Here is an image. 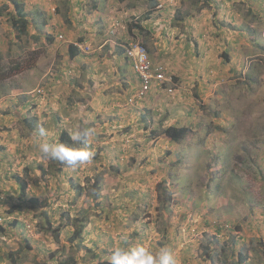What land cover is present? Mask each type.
<instances>
[{
  "label": "rangeland",
  "instance_id": "obj_1",
  "mask_svg": "<svg viewBox=\"0 0 264 264\" xmlns=\"http://www.w3.org/2000/svg\"><path fill=\"white\" fill-rule=\"evenodd\" d=\"M20 1L28 33L13 30L12 4L0 11V264H97L136 245L168 248L176 264H224L240 250L264 264V0ZM141 41L175 78L142 99L121 51ZM41 125L58 142L90 129L93 160L59 172L39 150ZM171 125L191 129L175 143ZM168 191L174 201L160 203ZM26 240L32 249L15 253Z\"/></svg>",
  "mask_w": 264,
  "mask_h": 264
},
{
  "label": "clouds",
  "instance_id": "obj_2",
  "mask_svg": "<svg viewBox=\"0 0 264 264\" xmlns=\"http://www.w3.org/2000/svg\"><path fill=\"white\" fill-rule=\"evenodd\" d=\"M22 2L24 3L26 17L28 19L27 26H29V22L31 21V19H33V17L31 16V12H29L26 9L25 2L24 1ZM5 3H8V1L6 0ZM42 25L44 24L42 23ZM31 27L34 29L37 26H31ZM47 36L50 37L51 39L53 38V36H49V35ZM140 43L142 44V42ZM71 46L74 55L80 52L79 46L77 44L73 43L71 44ZM126 48L127 47L125 46L124 49L126 50ZM149 54L150 53H148V57L151 62L152 69L161 70L165 75V79L159 85L163 86L164 82L172 81V85L174 87V79H175L174 76H172L169 73V71L166 70L165 66L156 65L151 60ZM126 58H127V54H126ZM133 71L136 73L134 67H133ZM139 81H140V85L134 94V98H138L135 95L141 87V80L139 79ZM154 86L157 85L156 84L152 85V89L149 91L151 92V94L154 92L153 91ZM37 93L38 94L34 96L35 100L43 95L38 91ZM66 131H68V135L72 141L71 144L58 142L56 139V132L41 125L37 130L38 136L40 138L39 150L41 154L45 158L58 161L74 169L90 163L95 156V153L91 150L92 131L87 128H70V129H66ZM182 162H183L182 157L180 158L178 156L177 164H180ZM226 169L227 168H223V167L218 168L217 170L218 174L216 179H219V177H221L222 175L224 176ZM212 171L214 173V170ZM218 188L219 186L216 185L215 190L217 192H218ZM208 190H209V184H208ZM138 216L139 215H136V218ZM106 261H108V264H176L174 254L170 249L161 248L159 251H153L150 248L145 247L144 245H136L131 247H123V246L114 247L111 251L109 260Z\"/></svg>",
  "mask_w": 264,
  "mask_h": 264
},
{
  "label": "trees",
  "instance_id": "obj_3",
  "mask_svg": "<svg viewBox=\"0 0 264 264\" xmlns=\"http://www.w3.org/2000/svg\"><path fill=\"white\" fill-rule=\"evenodd\" d=\"M7 1H8V3L2 2V5L0 6V11H3L6 7H8L10 5L9 3H11L14 6V11L11 12V14H10V20H11L12 28H13V30H15L17 32V34H20V35L26 34L28 32V26H27L28 19L26 17L24 3L21 2L20 0H7ZM250 9H251V11H255L253 6H250ZM136 27L139 29V31H141L143 29V26H141L140 23H138L136 25ZM142 44H143V46L146 47L147 52L150 53V49H149L147 43L142 42ZM70 48H71V50H70L71 54L74 55L72 52V46ZM121 51H124V56L126 57V50L121 49ZM108 55L112 56V53H108ZM149 56L151 57V54H149ZM224 56H225L224 57L225 62H229V60H230L229 57L226 54ZM116 58L117 57H113V61H116ZM1 71L2 70L0 68V79H3L6 77V74L2 73ZM135 76L137 77V79H140L136 73H135ZM163 84L165 85V84H167V82H164ZM90 89H91V91H94V89H92V88H90ZM187 114L190 115L189 110H188ZM190 129H191V127L187 126V125H180V126L179 125L178 126L171 125L166 129L165 135H166V138L170 139L171 142L179 143L188 134V131ZM60 142L67 143V144L72 143L67 131H63L61 133ZM58 163H59L58 171L60 172V171H62L61 169H63V166L65 164H62L60 162H58ZM132 173L136 174L135 172H132ZM138 173H140V172H138ZM15 181L19 184L21 194H24L25 190L27 189V182L23 181L22 177L19 175L15 176ZM167 183H168V179L166 178L165 180H163V185H166ZM74 185H75V189L78 190L79 193L84 189V187L81 186L80 183H75ZM164 187L166 189V186H164ZM92 188L95 191L94 194L96 196H99L100 187L97 188V186L93 185ZM158 190H159V196H161L162 195V194L160 195V193L162 191L161 187H158ZM172 192L176 193L177 191L175 189H172ZM156 195H157V193H156ZM170 197H171V192L168 191L167 195L163 196V199H162V197H160L161 198L160 203H163L165 205L171 203L172 201H174V197L172 200L170 199ZM81 221L83 223H85L86 220L84 218H81ZM10 224H11V226H10L11 228H12V225L13 226L16 225L18 228L21 223L17 219V220H14L13 222H10ZM60 227L62 228V226H52L50 220H48L47 229L50 231V233L53 235V237L57 240V242H59V240H60V233H61ZM211 229H213L216 232H220L221 231V225H215V226L211 227ZM0 231L3 232L4 227L0 226ZM83 231H84V229L78 228V231L76 233L77 237L72 236L70 238V240H68V241L70 243H73L72 241L79 239L80 235L83 234ZM213 248H214V246L212 244H208L205 246L206 251H211ZM31 249H32L31 243L29 242V240H26L25 246H21L19 248V250L15 251V253L21 254V253H24L25 251H29ZM11 253H14V252H11ZM223 253H225V250ZM216 255H218V252L216 254H214V256H216ZM238 255H239V257L236 261L227 262L225 260V257H220V259L223 261L224 264H248L247 261L250 260L249 254H244L243 250H240L238 252ZM212 260H213V256H212ZM13 261L16 262L17 259H14ZM63 264H78V262L74 258L70 257V258H67L66 260H64ZM97 264H108V261L98 262Z\"/></svg>",
  "mask_w": 264,
  "mask_h": 264
},
{
  "label": "built area",
  "instance_id": "obj_4",
  "mask_svg": "<svg viewBox=\"0 0 264 264\" xmlns=\"http://www.w3.org/2000/svg\"><path fill=\"white\" fill-rule=\"evenodd\" d=\"M126 54L141 80V87L135 96L143 98L152 89V84L159 85L165 79V75L161 70L152 69L147 49L140 42L129 44Z\"/></svg>",
  "mask_w": 264,
  "mask_h": 264
}]
</instances>
